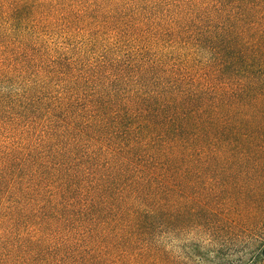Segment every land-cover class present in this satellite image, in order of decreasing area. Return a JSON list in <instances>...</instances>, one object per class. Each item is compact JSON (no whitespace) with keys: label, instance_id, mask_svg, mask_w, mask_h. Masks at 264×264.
Masks as SVG:
<instances>
[{"label":"trees","instance_id":"16d2710c","mask_svg":"<svg viewBox=\"0 0 264 264\" xmlns=\"http://www.w3.org/2000/svg\"><path fill=\"white\" fill-rule=\"evenodd\" d=\"M0 264H264V0H0Z\"/></svg>","mask_w":264,"mask_h":264}]
</instances>
